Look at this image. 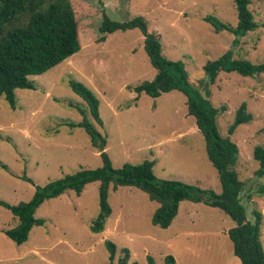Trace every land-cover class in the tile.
I'll return each instance as SVG.
<instances>
[{"label": "rangeland", "instance_id": "obj_1", "mask_svg": "<svg viewBox=\"0 0 264 264\" xmlns=\"http://www.w3.org/2000/svg\"><path fill=\"white\" fill-rule=\"evenodd\" d=\"M77 21L80 49L46 72L30 76L36 89H15L17 105L11 109L0 96V158L9 170L0 168V198L17 204L27 201L36 185L102 164L101 149L79 127L82 115L69 101L87 112L85 101L67 85L73 78L93 90L99 99L103 125L92 122L105 137V150L114 167L124 162L154 160L158 178L178 179L219 193L218 173L208 160L205 143L195 119L187 113L186 96L171 90L158 97L129 89L156 73L143 48L138 28L117 30L98 41L102 10L116 20L142 15L149 31L159 35L162 53L181 60L192 88L219 107L217 130L238 146L233 166L243 182L241 203L247 218L253 210L262 214L261 241L264 248V175L253 157L257 145L264 147V73L243 76L220 72L209 83L204 64L232 48L235 57L264 61V0H250L249 9L258 27L239 37L216 32L203 17L212 15L236 25L234 0H70ZM241 102L252 114L231 134L228 127ZM26 174L32 179L21 178ZM98 181L85 185L80 194L68 190L45 200L35 215L44 224L33 226L28 239L16 244L3 230L17 225L18 218L0 206V264H106L104 240L130 250V259L147 264H165L172 254L176 264H241L232 253L227 230L235 222L222 210L202 202L183 200L167 228L151 223L158 206L134 186L108 190L111 214L104 230L94 233L89 225L98 212Z\"/></svg>", "mask_w": 264, "mask_h": 264}, {"label": "trees", "instance_id": "obj_2", "mask_svg": "<svg viewBox=\"0 0 264 264\" xmlns=\"http://www.w3.org/2000/svg\"><path fill=\"white\" fill-rule=\"evenodd\" d=\"M234 3L238 17L236 25L223 22L212 15H206L203 19L216 32L228 31L235 35L233 44H236L239 37L258 27L259 23L254 20L249 9L250 0H234ZM132 28H138L143 34V48L156 73L152 79L144 80L129 89L137 94L144 92L151 97H158L171 90H178L186 96L187 113L194 117L203 136L205 153L218 173L221 191L216 193L212 189L178 179L158 178L153 171L155 161L150 159L139 163L124 162L119 167H114L108 153L103 150L106 139L92 122L93 120L98 125H103L98 97L83 82L69 78L66 82L68 87L85 101L87 112L77 103L69 101L68 105L79 111L82 118L78 122L68 120L65 124L70 128H82L93 144L100 141L99 155L102 164L76 170L44 185H36L27 201L11 204L0 198V206L8 209L19 220L17 225L4 229L3 233L16 244L25 242L33 226L44 224V218L36 216L35 213L45 200L68 190L80 194L86 184L98 181V212L89 225L92 232L103 231L111 214L109 188L116 190L119 186H134L145 192L150 200L158 203L151 216V223L161 228H167L171 224L183 200L202 202L222 210L235 222L227 230L232 242V253L241 264H264L262 214L253 210V220L247 218L245 207L241 203L243 182L233 168L238 158V146L229 136L221 135L217 130L216 117L226 106H214L210 99L191 87L184 63L169 59L162 53L159 35L148 30L147 21L142 15L116 20L102 10L98 41L105 40L106 33ZM79 49L77 21L70 0H0V96L11 109L17 105L15 89H36L30 76L46 72ZM203 69L208 82L214 83L220 72H236L243 76L264 73V61L254 63L235 57L232 48H229L217 58L207 61ZM251 119L252 114L247 110L246 102H241L233 122L228 127V134L239 124ZM253 157L259 163L255 174L261 177L264 175V147L255 146ZM0 168L9 170L1 158ZM21 178L32 182L25 173ZM259 192L264 194V186ZM104 244L108 252L106 264H137L130 259L131 253L127 247L120 249L121 255L115 260L116 244L109 239L104 240ZM164 259L165 264H176L172 254H166ZM147 264H156L150 255L147 256Z\"/></svg>", "mask_w": 264, "mask_h": 264}, {"label": "water", "instance_id": "obj_3", "mask_svg": "<svg viewBox=\"0 0 264 264\" xmlns=\"http://www.w3.org/2000/svg\"><path fill=\"white\" fill-rule=\"evenodd\" d=\"M97 144H98V146H99V148H100V141H99V140L97 141Z\"/></svg>", "mask_w": 264, "mask_h": 264}]
</instances>
